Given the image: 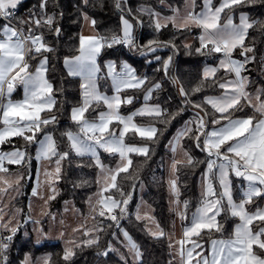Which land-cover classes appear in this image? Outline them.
<instances>
[{
    "label": "snow or ice",
    "instance_id": "snow-or-ice-1",
    "mask_svg": "<svg viewBox=\"0 0 264 264\" xmlns=\"http://www.w3.org/2000/svg\"><path fill=\"white\" fill-rule=\"evenodd\" d=\"M22 0H0V17L13 18L14 11ZM244 0H222L218 7H213L212 0H204V10L198 14L189 12L179 27L195 25L202 30L199 37L200 48L198 53H220L223 58L220 59L217 67L205 66L202 74V80L198 86L193 88V93L203 90L205 81L210 78L216 83L215 76L220 69L234 73L235 79L219 83L218 87L224 92L219 96H205L201 103L194 104L193 107L204 112L196 113V116L185 123V126L178 131L174 138L172 151L182 149L181 141L185 137L191 138L195 142V147L206 154V161L194 160L188 151H183V160H173V177L169 179V189L176 197V203L183 205L184 211L180 212L181 220H188L187 209L189 201L179 199L181 192L178 186L179 177L175 175L177 165L184 167L196 166L205 163L206 168L202 174V191L199 206L192 213L191 219L186 226H183L180 239L176 241L178 245V255L180 264H264V207H256L255 210H249L248 205L252 204L257 197H264V90L256 96V104L252 115L235 117L234 113L243 109L241 104L243 99L251 104L252 100L249 93L246 92L247 78L242 77L241 73L245 67L244 62L232 58L235 49L241 48L242 55L251 52L252 49L244 46L248 29L253 25L249 22L246 15L241 14L239 23H234L231 15H228L225 23H221V14L225 9L232 10L234 5L242 4ZM87 3V0H85ZM119 8V3H117ZM149 15H157L151 9H141ZM87 20L88 17L86 16ZM175 23V18H168ZM121 34L111 36H84L79 38L78 55L64 59V65L67 68L68 75L80 78L81 103L71 110V120L76 126V131L67 130L62 133L69 142V149L78 156L89 155L95 159L97 165L108 173L106 180L110 178L111 183H106L103 191L107 192L114 188L121 192L122 190L116 183L117 176L121 172H128L132 164L130 153L147 156L149 149L147 146H136L125 143V137L128 133L133 136L139 135L141 138L153 140L156 137L158 129L154 126H142L135 122L136 117L159 118L161 122H168L175 118L176 114H169L159 104L149 105L154 90H159L161 85L154 84L147 89L145 94L144 107L131 112L128 115L121 114L122 104H131L133 98L127 96L122 98L121 92L127 89L141 88L145 83V77L137 75L136 69L127 62H124L117 71L115 61H109L106 65V76L111 78V88L114 95H108L101 92L98 86V80L104 78L100 75L101 66L98 63V57L101 50L111 48L115 44H124L135 47L134 36L132 34L133 25L129 20L121 17ZM37 27L41 26L42 21L33 19L30 22ZM95 25V21H91ZM45 25H52L53 18L48 17L43 21ZM161 21L155 20V28H161ZM59 32V29H56ZM31 27L28 33L11 23L0 25V144L9 141L11 137H21L27 143L38 144L36 159L49 160L55 159V173L61 171V161L67 158L69 152H59L56 141L48 132H44L42 139H37V134L41 133L50 124H55L57 118L55 115H44L42 113H51L56 105L53 94V85L47 78L48 59L44 56L34 67L30 64L31 60L43 52H52V48L43 42L41 35H33ZM161 45L155 40H151L145 46L142 55L149 52H156ZM174 47V45H173ZM160 60V57H156ZM172 63V57L169 56L164 62V70L167 72ZM174 83H179L174 80ZM22 86L23 98L13 100L12 94L17 87ZM179 92L186 98V103H191L190 93L185 91L183 85H180ZM106 106L107 110H100L101 106ZM204 105H210L212 119H208V111ZM95 112L92 118L86 117L85 113ZM192 125H195L193 129ZM98 149H103L112 155L120 158L121 164L116 169H105L100 161ZM9 164H22L30 161L31 157L26 156L25 151L16 150L10 153H0V173H7L8 169L4 166V161ZM51 177L52 173H46ZM23 177H19L16 183ZM233 178H240L246 182V188L241 192L239 199L233 195ZM0 182L11 184L9 181L0 177ZM35 195L36 192L34 191ZM54 198V197H52ZM131 199V194L127 198L117 200L112 196L102 197L97 200L100 210L99 215L105 216L111 214L109 218L119 226V218L115 213L119 209L120 216L126 214L127 205ZM227 212L231 217L237 218L232 232L223 235V225L217 217ZM139 220L142 217L137 214ZM258 222V223H257ZM256 225V230H254ZM157 231L154 236H163V230L156 226ZM15 231V229H13ZM221 233L218 239H211L208 249H204L199 242L202 233L211 234L212 232ZM127 239V247L134 256L139 257L140 251L138 244L127 233H123ZM11 239V237H9ZM88 244L98 243V238L89 239ZM171 246V245H170ZM6 248L7 245H0ZM200 251H197V250ZM111 250V246H109ZM205 252L208 254L205 255ZM107 255L108 252L103 253ZM73 255L71 250H66L65 259Z\"/></svg>",
    "mask_w": 264,
    "mask_h": 264
},
{
    "label": "trees",
    "instance_id": "trees-1",
    "mask_svg": "<svg viewBox=\"0 0 264 264\" xmlns=\"http://www.w3.org/2000/svg\"><path fill=\"white\" fill-rule=\"evenodd\" d=\"M163 1L180 5L184 0H87V3L85 0H22L15 9L11 21L26 34L29 27L32 28L33 35L42 34L43 42L54 50L43 52L36 59L30 61V64L34 66L42 56L47 57V76L53 85V94L56 98V105L52 112L43 113V116L46 114L55 115L57 122L48 125L41 133H38L37 139H40L44 132L51 133L56 140L58 151L69 152L67 158L62 160L57 181V194L48 202L49 213L61 211L66 201H72L78 212L85 215L87 201L99 188L100 167L95 159L89 155L78 156L74 154L69 149L67 138L62 135L67 130H77L70 117L72 108L81 103L80 78L68 75L64 66V59L78 54L79 38L85 16L91 17L96 22L94 27L97 35L100 36L120 35L121 17L124 15L134 19L138 26L136 36L139 35V40L134 37V43L139 47L137 45L130 47L124 44H115L111 48L102 49L98 57L103 72L101 76L104 77L100 79L101 87H108L107 89L110 90L108 78L104 75L105 61L108 59L115 60L117 64L128 60L136 68L139 75L147 78L146 83L141 88L127 90V93L134 97V101L128 105L123 104L122 111L134 110L143 101L146 90L159 83L161 88L153 91L150 100L160 104L169 114H179L168 122H161L159 118L148 116L137 117L139 123L154 124L158 132L153 140L141 138L139 135L133 136L131 132L126 135L127 143H146L149 152L147 156L133 153L131 155L132 164L128 172H121L117 176L116 183L122 190L123 196L114 188L108 191L118 200L127 198L128 194H131L126 211L128 212L126 215L128 221H122L121 226L125 225L127 231L137 242L141 251L139 261L131 262L130 258L124 259L113 250L114 242L118 241L115 236L121 226L116 227L115 221L109 217H99L98 229L95 234L98 243L88 244L85 241L87 236L85 233L74 237V239L78 238L79 240L73 244L74 246L70 249L73 255L67 260L64 258L67 248L61 240H45L37 244L33 234L28 235L23 230L11 231L2 226L0 228L1 235L4 237L10 235L12 238L4 249L6 264H21L28 255L36 259L43 254L49 256L47 264H175L167 235L152 236L147 232L145 222L142 219L138 220L133 215L138 200V188L142 183L144 184V200L152 206L154 215L165 232L170 231L174 214L170 208L168 183L163 172V163L171 154L168 144L173 135L187 121L192 120L197 112L202 115L201 110L194 108L193 105L201 103L205 96L220 94L223 89H220L218 84L222 83L231 73L220 69L215 76L216 83H213L210 78L205 81L202 91L195 93L191 91L200 84L204 66L216 63L221 54H209L207 50L204 53L196 51L197 48L201 47L198 37L199 27H177L172 22H168L162 24L161 28L157 30L155 28L156 15H149L141 9H151L154 14H160V11L165 10V6L162 5ZM220 1L213 0L215 4ZM117 3H119V8ZM202 4L203 0H195V11L201 8ZM241 13H247L253 25L248 29L244 41V46L251 48L252 51L242 55V49L237 48L233 51L232 56L246 60L244 67V74L248 76L246 91L249 93L259 89L261 94V90H264V0H244L242 4L234 5L231 11L225 9L223 17L233 14L238 19ZM48 17L53 18V24L50 26L43 24V21ZM33 19L41 20V26L23 23ZM2 21L0 19V23ZM140 25L141 29L139 30ZM56 29H59V32ZM190 35L193 36V40L187 44L186 39ZM151 40L165 45L163 47L166 49L142 55L141 52ZM157 56H160V60L156 59ZM169 56L172 57V64L165 72L163 65ZM174 80L179 83H174ZM180 85H183L185 91L190 93L191 103H186V98L180 95ZM261 96L264 97V95ZM241 104L244 107L234 113L235 117L253 114L248 103L242 100ZM103 108L102 105L96 111L98 112ZM204 108L208 111V118L211 120L213 118L211 106L204 105ZM85 115L92 118L96 113L89 109ZM192 127L194 129L195 125ZM181 144L194 160L206 161V154L195 147V142L191 138H183ZM36 146L37 144H29L21 137H12L2 144L3 149L16 147L25 149L27 157H31L32 173L35 170L34 153ZM55 158L53 157V159ZM101 159L103 164L114 166L118 160V155L102 151ZM205 168V163L197 164L194 167L177 165L176 174L179 177L180 199L189 201L187 209L189 213L198 206L201 200L200 179ZM31 185L32 181L29 187ZM235 185H237L236 182ZM28 191L30 193V190ZM263 203L264 197H257L252 204L248 205V208L255 210L256 207H261ZM17 204L27 207V197L23 196L22 199H18ZM117 211L119 212V209ZM219 222L223 225V235L227 236L235 224L236 218L231 217L229 219L228 213L224 212L219 217ZM253 227L256 229V225ZM214 237H221V233L214 231L211 234L202 233L200 240L204 246H208L209 241ZM109 246H111V250L105 256L103 253L109 249Z\"/></svg>",
    "mask_w": 264,
    "mask_h": 264
},
{
    "label": "rangeland",
    "instance_id": "rangeland-1",
    "mask_svg": "<svg viewBox=\"0 0 264 264\" xmlns=\"http://www.w3.org/2000/svg\"><path fill=\"white\" fill-rule=\"evenodd\" d=\"M192 2H194V0H184L183 3L179 5V4H172L168 1H163L162 5L165 6V10L160 11V14H158V16L156 15V19H159L161 21V25H162V24H166L168 22L173 23V21L168 19V18H175V23H173V24L176 26L177 25L179 26L183 23L184 18L188 15L189 12H193L194 14H198L204 10V0H203L202 7L196 11H195V8L192 11V6H193ZM177 3H179V2H177ZM221 3H222V0L218 4H215L212 0V5L214 8L218 7ZM230 15L232 16L234 23L238 24L239 23V17L237 19V18H235V16L233 14H230ZM87 17H88V19L86 20V23L84 24L85 33H88L90 31V29H94L93 24L87 25V21L91 22L93 19L89 16H87ZM227 17H223V13L221 14V23L222 24L226 22ZM123 18L129 20V22L133 25L132 34L135 37L136 31L138 29V26L136 25V21L128 15H124ZM189 26H195V25H189ZM201 34H202V30L199 29L198 37H200ZM192 40H193V36L190 35L187 37L186 43L190 44V42H192ZM137 46L139 47V45H137ZM160 49L163 50V49H166V47L162 46V47H159L157 50H160ZM222 58H223V56L221 54L216 63L206 64L205 66L217 67L219 65L220 59H222ZM205 66H204V68H205ZM106 73H107V68H106ZM108 83L110 85V90L107 89L108 87L107 88L102 87L100 91L107 93L110 96L114 95L115 93H114V90L111 88V78L110 77L108 78ZM145 94H146V92H145ZM145 94L143 96V100H145L144 99ZM120 95L122 98L127 97V96H131L132 98H134L132 96V94L127 93L126 90H123ZM133 100H132V102H133ZM122 105H121V107H122ZM126 105H128V104H126ZM102 110H107L106 106H104V108ZM120 111L122 114L121 109H120ZM201 112L203 115L204 112L203 111H201ZM182 128H180L179 130H181ZM74 131H76V130H74ZM178 131L173 135V137L171 138V140L168 144V148L171 150V154L169 156H167V158L165 159V161L163 163V168H164L163 172L166 176V180L168 183V189H169V179L173 177V172H172L173 160L174 159L175 160H183L184 159L183 151H187L182 146V144H181V146H182L183 150L177 149L176 152L172 151V147L174 144V138L176 137ZM52 137L55 140L53 135H52ZM136 146H147L148 147V145L146 143L137 144ZM101 151H102V149H98L100 157H101V153H102ZM34 158H35V170L33 173H32V168H31L32 167L31 161H27V163L24 162V163L18 164L16 166L14 165L11 168L6 167L8 169V172L7 173H0V177L6 178L9 181V183L11 184V186L9 187L7 184L0 182V185H1V192H0V220H1V223H0V225H1V227L5 226L6 229H10L11 231H13V229H15V231L16 230H23L28 235L33 234L34 240L37 244L42 243L45 240H61L65 244L67 250L71 249L74 246L73 244L76 242V240H79L78 238L74 239V237H78L79 235H83L84 233L87 235L85 238L86 242L89 239H95L97 237L95 234H96V230L98 229L97 223L99 221L98 220L99 217L100 218H106V217H109L111 215V214L106 213L105 216L101 217L99 215V210H100L101 206L99 204H97L98 199H100L102 197L112 196L111 194H109L108 191L107 192L103 191L105 184L111 183L110 178L107 180L105 179L106 176H108V173L106 171H103L102 169H100L101 171H100L99 177H98L99 178V188H98L97 192H95L93 195H91L89 200L87 201V212L85 215H82L80 212H78L77 207L74 205V203L72 201H66V203L69 202L71 204H66V205H68V207L64 206V208L61 211L49 213V203L48 202L50 199H52V197H55V194H56L55 192L57 191L56 184L58 181V176L55 173V159L56 158L54 159V161L53 160H51V161H49V160H37L36 159V153H35ZM129 158H131V157L129 156ZM61 164H62V161H61ZM120 164H121V161H120V158L118 156V160L114 166L104 165V168L105 169H116L117 166ZM49 172L53 174L51 177L46 175V173H49ZM175 175L177 176L176 173H175ZM32 176H33V178H32ZM19 177H23V178L19 180V183H16V180ZM31 181H32V185H31V187H29V184ZM235 182L237 185H235ZM244 188H246V182L245 181H242L240 178H233V195H234L235 199H237V200L239 199L241 192ZM28 190H32L31 195H30ZM34 191L36 192L35 195L33 194ZM144 191H145V186L142 183L138 188V196H137L138 200H137V203L135 205L133 215L136 217L137 214H139L142 217L141 219L145 222V228H146L147 232L151 235L153 232H156L158 230L156 226L159 225V229L163 230L164 235L166 234L167 237L169 238V241L171 244V254H172L173 261L175 262V264H180V257H179L178 252H177L178 245H176V241L178 239H180L183 226L187 225L188 220L191 219L192 213L195 212V210L199 206V204L190 213L187 211L188 220H181L179 213L184 211L183 205L182 204L178 205L176 203V197L173 195V193L169 189V203H170L171 211L174 214V217L172 220V229L168 232H165V230L163 229V227L160 225L157 218L155 217L152 206L144 200V198H143ZM201 191H202V176L200 179V195H201ZM23 196L27 197V201H28L27 207L20 205V204H17L18 199H22ZM113 198L116 199L115 197H113ZM179 199H180V197H179ZM181 201H183V200H181ZM261 207H264V203H263V206H261ZM74 208H75V211H77V213L79 215L74 214V212H73ZM117 210L118 209H116L115 211H117ZM127 214H128V212H126L125 215H127ZM96 216H97V219H95ZM219 217H217L218 221H219ZM228 218L229 219L231 218V216L229 214H228ZM237 222H238V220L236 218L235 224ZM83 223H85V225ZM235 224L233 225L230 233L234 229ZM254 230H256V229L254 228ZM124 232H127L130 235V233L127 231L125 225H122L119 232L115 236L118 241L114 242L113 250L115 252H117L124 259L130 258L131 262H137L141 259V251L139 249V251H140L139 257L134 256L133 253H131L129 251V249L127 247V239L125 238V236L123 234ZM152 236H154V235H152ZM2 237H4V236H2ZM218 238H220V237H214L212 239H218ZM199 242L203 245L204 249L209 248L210 241H209L208 246H204V244L201 240ZM0 245H2V244H0ZM4 249H5L4 247H2L0 249V256H2V258H4V264H6ZM197 251H200V250L198 249ZM2 253H3V255H2ZM207 254L208 253L205 252V255H207ZM48 257L49 256L47 254H43V255H40L39 257H37L36 259H33L32 257H30L28 255V256H26V259H25L26 261L22 264H47Z\"/></svg>",
    "mask_w": 264,
    "mask_h": 264
},
{
    "label": "crops",
    "instance_id": "crops-1",
    "mask_svg": "<svg viewBox=\"0 0 264 264\" xmlns=\"http://www.w3.org/2000/svg\"><path fill=\"white\" fill-rule=\"evenodd\" d=\"M192 4H193V6H192V11H193V9L195 8V0H194V2H192ZM193 13V12H192ZM194 14V13H193ZM241 14H243V15H246L247 17H248V19H249V16H248V14L247 13H241ZM240 17V16H239ZM0 19H2L3 21L0 23V25H4V24H7V23H9L8 21H6L5 19H3V18H1L0 17ZM93 21V20H92ZM249 22H250V20H249ZM10 23H11V25L13 26V27H17L12 21H11V18H10ZM86 23V19H85V17H84V22H83V26H82V33H81V35L83 34L84 36H92V35H97V32H96V29H95V27H94V29H90V31L88 32V33H85V31H84V24ZM251 23V22H250ZM88 24H92L90 21H87V25ZM94 26V25H93ZM176 26V25H175ZM177 27H179L178 25H177ZM17 28H19V27H17ZM90 28V27H89ZM20 29V28H19ZM26 34V33H25ZM78 55V54H77ZM44 56H42L40 59H42ZM71 57H73V56H71ZM71 57H67V58H71ZM232 58L233 59H235V60H240L241 62H244V64H245V62H246V60L245 59H242L241 57H233L232 56ZM39 59V60H40ZM38 60V61H39ZM38 61L36 62V64H34V66H32V68H30V70H33L34 69V67L38 64ZM109 61H115V60H113V59H108V60H106L105 61V71H104V75L106 76V64L109 62ZM116 62V61H115ZM124 62H127L128 64H130L133 68H135L134 66H133V64L131 63V62H129L128 60H124V61H122L120 64H117L116 63V65H117V71H120V68H121V66H122V64L124 63ZM99 63V62H98ZM48 65V64H47ZM65 66V65H64ZM66 68V67H65ZM136 69V68H135ZM66 70H67V68H66ZM225 70V69H224ZM68 72V71H67ZM136 72H137V70H136ZM103 74V72H102V70H101V73H100V75H102ZM46 75H47V73H46ZM137 75L138 76H140V77H144V76H142V75H139L138 73H137ZM241 75H242V77H246L247 78V81H248V76H246L245 74H244V69L242 70V73H241ZM47 78H48V76H47ZM107 78H109V77H107ZM233 79H235V74L234 73H231L223 82H225V81H228V80H233ZM48 80H49V78H48ZM50 81V80H49ZM51 82V81H50ZM222 82V83H223ZM98 86H99V89L101 90V84H100V79L98 80ZM127 90H129V89H127ZM126 90V91H127ZM246 90V89H245ZM223 92H224V90L220 93V94H218V95H209V96H219V95H222L223 94ZM247 92V91H246ZM248 93V92H247ZM258 94H260V90L258 89V90H255V91H252V92H249V95H250V98H251V100H252V103L251 104H249V106H250V108L252 109V111H254V109H253V107H252V105L253 104H256L257 103V101H256V96L258 95ZM23 98V88H22V86H19V87H17V89L13 92V94H12V99L13 100H20V99H22ZM54 98H55V96H54ZM134 99V98H133ZM261 99H264V97H262L261 96ZM55 100H56V98H55ZM243 100V99H242ZM241 100V101H242ZM134 101V100H133ZM145 100H143L134 110H131V111H129V112H123L122 111V114L123 115H128V114H130L131 112H134V111H136L137 109H140V108H142V107H144V105H145ZM147 103L149 104V105H154V104H157V103H154V102H152L151 100H148L147 101ZM160 105V104H159ZM161 106V105H160ZM76 107V106H75ZM162 108V107H161ZM122 110V109H121ZM42 115V117H43V113L41 114ZM240 117H243V116H240ZM135 122L138 124V125H142V126H149V125H151V126H154V127H156L154 124H146V123H139L138 121H137V117L135 118ZM51 134V133H50ZM15 137V136H14ZM12 138V137H11ZM43 138V136L40 138V139H42ZM125 143H127L126 142V140H125ZM128 144V143H127ZM132 144H134V145H137L136 143H132ZM37 148H38V144H37V146H36V150H35V153H36V151H37ZM16 150H21V151H25V149H23V148H18V147H16V148H10V149H3L2 148V144H0V153H10V152H13V151H16ZM102 151H104L103 149H102ZM101 151V152H102ZM26 152V151H25ZM35 153H34V156H35ZM133 153H130L129 154V156L131 157V155H132ZM26 156H27V153H26ZM52 160L54 161V159L52 158ZM100 161H101V163L103 164V162H102V159H101V157H100ZM25 163H27V160H26V162ZM4 165H5V167H9V168H11V167H13L14 165L16 166V165H18V164H9L8 162H7V160H5L4 161ZM103 165H105V164H103ZM101 169V168H100ZM101 171V170H100ZM100 173V172H99ZM56 187H57V184H56ZM32 189V188H31ZM0 192H1V185H0ZM56 194H57V191L55 192ZM32 194V190H30V195ZM55 194V195H56ZM51 200V199H50ZM49 200V201H50ZM66 204H71V203H69V202H65V205L64 206H67L68 207V205H66ZM75 205V204H74ZM73 205V206H74ZM27 206H28V201H27ZM263 206V205H262ZM74 214H78L77 213V211H75V208H74ZM79 215V214H78ZM85 217V216H84ZM83 217V218H84ZM0 223H1V220H0ZM84 225H85V223H83ZM0 228H1V225H0ZM26 259V258H25ZM26 260H24L22 263H24ZM21 263V264H22Z\"/></svg>",
    "mask_w": 264,
    "mask_h": 264
},
{
    "label": "built area",
    "instance_id": "built-area-1",
    "mask_svg": "<svg viewBox=\"0 0 264 264\" xmlns=\"http://www.w3.org/2000/svg\"><path fill=\"white\" fill-rule=\"evenodd\" d=\"M14 12H15V10H13ZM1 18H3V17H1ZM3 19H5L6 21H8V22H10V18H3ZM141 29V25H140V27H139V30ZM34 35H41L40 33H36V34H34ZM135 38L137 39V40H139V35H135ZM209 119V118H208ZM114 214H116L117 216H118V218H119V226H117V223L115 222V226L116 227H120L121 226V222L122 221H124V222H127L128 221V217L126 216V215H123V216H120V214H119V212L118 211H115V213ZM9 237H11L10 235H7V236H5V237H2V235H1V232H0V244H2V245H5V244H8V243H10V241H11V239H9ZM2 247H0V249H1ZM2 255H3V253H2ZM0 264H4V258H2V256H0Z\"/></svg>",
    "mask_w": 264,
    "mask_h": 264
},
{
    "label": "water",
    "instance_id": "water-1",
    "mask_svg": "<svg viewBox=\"0 0 264 264\" xmlns=\"http://www.w3.org/2000/svg\"><path fill=\"white\" fill-rule=\"evenodd\" d=\"M105 251L109 252V249H106ZM107 255H108V254H107ZM107 255H105V256H107Z\"/></svg>",
    "mask_w": 264,
    "mask_h": 264
}]
</instances>
